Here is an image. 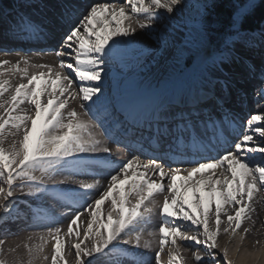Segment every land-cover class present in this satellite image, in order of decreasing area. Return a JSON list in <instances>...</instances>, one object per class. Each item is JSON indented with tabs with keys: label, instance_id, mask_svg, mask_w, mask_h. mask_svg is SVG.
<instances>
[{
	"label": "snow or ice",
	"instance_id": "6c2138e0",
	"mask_svg": "<svg viewBox=\"0 0 264 264\" xmlns=\"http://www.w3.org/2000/svg\"><path fill=\"white\" fill-rule=\"evenodd\" d=\"M223 2L198 0L195 16L185 18L177 14L193 7L190 0H124L120 4L11 0L8 10L0 0V41L19 46L55 41L59 71L55 81L45 83L56 84L61 78L64 82L58 89L64 98L45 103L35 82L52 73V65L31 64L46 72L29 75L25 68L27 83H19L11 91L5 87L7 81H0V109L7 113V117L0 114V231L23 218L18 190L24 197L34 198L24 200V210L29 212L35 200L51 194L71 209L62 214L69 216L68 234L74 233L73 226L84 212L91 217L84 232L91 247L82 249L83 241L73 245L77 264H120L113 253L124 250L113 244L116 239L137 249H150L151 241L141 245L142 233L157 211L161 219L156 264H160L165 244L176 245L177 237L192 242L187 247L196 264H218L212 249L218 247L222 215L228 224L223 231L228 233L234 224L231 230L235 232L251 218L255 194L264 191V111L242 114L247 96L240 86L241 79L255 75L252 55L259 54L264 61V0H229L226 14L220 11ZM130 20L147 35V44L136 36L131 22L125 24ZM39 51L44 49L0 48L4 55L15 52L19 57L15 70H20L21 62L29 65V53ZM130 51L138 53V66L145 76H153L157 82H166L193 62L207 67L208 72L194 92L151 104L134 97L119 112L104 108L101 116L103 81L114 67L125 66ZM6 64L9 61L0 60V67ZM74 84L75 95L70 91ZM151 95L160 92L153 90ZM256 95L264 101V79ZM77 97L88 121L68 107L69 98ZM25 104L31 108H21ZM29 111L35 116L28 115ZM121 112L126 113L123 118ZM96 127L117 147L131 152L129 135L140 147L130 158L114 160L111 148L94 133ZM110 128L120 132L114 135ZM9 135L14 139L6 148ZM145 145L151 154L144 151ZM141 157H146L147 163L141 162ZM218 168L222 169L219 175L215 172ZM88 169L93 170L87 173L94 177L92 182L73 179ZM37 170L39 177L34 174ZM130 170H136L142 179L125 190L118 189L121 176L127 179ZM61 176L66 184L57 183ZM73 184L78 187H71ZM115 192L120 193L119 200ZM156 194H163L162 203L153 199ZM128 197L135 198L134 205ZM109 198L111 211L93 239L89 234L97 213ZM226 205H231V213ZM113 212L117 213L115 219ZM44 227L54 239L52 264H58L63 260L61 229ZM196 245L204 246L203 254ZM223 255L227 259L226 248ZM0 264L5 262L0 260ZM135 264L149 261L138 259ZM168 264H178V258L170 256Z\"/></svg>",
	"mask_w": 264,
	"mask_h": 264
},
{
	"label": "bare ground",
	"instance_id": "6f19581e",
	"mask_svg": "<svg viewBox=\"0 0 264 264\" xmlns=\"http://www.w3.org/2000/svg\"><path fill=\"white\" fill-rule=\"evenodd\" d=\"M81 3H108V4H120L124 0H80ZM11 0H3L2 6L5 10H8ZM181 16L180 13L177 14ZM185 18H190L189 8L186 9ZM131 22L133 27H136V36L140 38L145 44H147L148 37L143 30L139 29L134 20L126 21L125 24ZM58 39V37H57ZM139 42V41H138ZM23 47L25 49L32 47L34 51L44 48V51H39L38 54L29 53L30 64L25 65L23 62L19 64L20 70H15V65L19 57L15 52L4 55L0 53V60H7L9 64L0 67V81H7L5 87L9 90H13L14 86L19 83H27V79L24 78L23 70L26 68L29 75L37 73L40 71H45L44 68L32 67L31 64H49L53 67L52 73H46L44 77L36 81V91L38 93H43L42 100L46 103L47 99H63L60 96L58 89L63 87L64 82L61 81L56 84H46V81H55V72L59 71V60L60 57L55 55L56 51H59V46L55 41L44 42L41 45L36 46H19L13 45L4 41H0V48L3 47ZM45 48H49L47 50ZM259 56L257 54H254ZM138 53L136 51H130L128 57L125 61V66H116L113 68L109 76L103 81L104 84V97L101 101V111L100 115H104V108H107L109 112L113 108L117 109L118 112L122 105L126 104L128 100L132 98H144L145 102L148 104L161 102L171 98L174 95H183L189 92H194L202 86V78L208 72L207 67L198 65L195 63L193 65V71H188L189 68L178 69L173 77L166 82H157L156 78L153 76H145V74L138 67L137 62ZM254 59V58H251ZM259 61V59H257ZM259 66V65H256ZM190 68V69H192ZM9 69H12L9 71ZM198 69V70H196ZM187 70V71H186ZM196 70V71H195ZM186 71V72H185ZM254 76H247L240 81V86L247 96L246 102L243 106V115L247 116L250 113H256L259 111H264V101H261L256 95V91L261 87V81L264 79L262 70H254ZM182 74V77H179ZM63 73L61 74V77ZM246 82L256 83L258 85L257 89L251 91ZM251 83V84H252ZM153 90L160 92V95L153 97L151 93ZM73 95H75L76 87L75 84L72 86ZM8 93H5L7 96ZM67 95V93L65 94ZM69 108H75L78 113H80V119L83 121H88L89 116L84 113V110L80 107V99L69 98ZM21 108H31L30 105H21ZM65 112L67 109L64 110ZM0 114L7 117V113L0 109ZM28 115L35 116L34 111H29ZM121 118H123L126 113H120ZM38 121V126H39ZM108 122L106 121V124ZM97 137L103 142L104 145L108 146L112 150V156L114 160L124 161L131 157V155L136 154L137 149L140 147L135 140L128 137V142L132 145L131 152L125 150L123 147H117L115 144L106 140V138L101 134V129L96 127L93 129ZM110 131L114 135H117L120 130L118 128H110ZM14 139L11 135L5 140L4 146L7 148L9 143ZM141 144L143 141L140 142ZM144 151L151 154V149L147 145L144 146ZM97 155H105L104 153H99ZM141 162L147 163L146 157H141ZM39 171V170H38ZM92 169L85 170V174H81L73 177L75 180H84L87 182L93 181V176L87 173L92 172ZM222 171V169H215L217 175ZM205 173L208 172L207 169L204 170ZM35 174V173H34ZM41 175V172L39 171ZM39 175V176H40ZM107 175V172H105ZM149 178L151 174H149ZM199 178V177H197ZM142 177L136 172V170H130L125 179L121 176V182L117 184V188L120 190H125L128 185L133 181H139ZM64 181V177H58L57 183ZM20 182H16L19 184ZM67 182L64 181V184ZM180 181L177 180V185L180 186ZM64 184L60 186L63 187ZM71 187H78V185H70ZM191 183H187V187L191 188ZM27 192V189H24ZM119 200V192L114 193ZM166 194V193H165ZM17 196H21V216L23 217L18 223L11 224L9 228L0 231V240L4 243L0 244V249L3 252L4 262L6 264H52L51 257L53 255L54 239L53 235L49 233L47 227L44 225H52L53 227H59L61 229L60 242H61V255L63 260L58 261V264H77V258L75 255V249L73 245L76 243H81V248L91 247V239L85 240L84 232L87 230V224L91 219L89 212H84L80 219L77 221V225H74V233L68 234V222L69 216L62 215L64 213H70L71 209L64 204L63 201L53 199L52 195L49 194L47 197L41 200H35L31 204V211L24 210V200H33L34 198L24 197L19 190L16 193ZM131 201V205H134L135 198L128 197ZM153 199L158 203L163 202V194H156ZM190 202H193L191 193L189 192ZM80 203H83L81 201ZM147 203V202H146ZM254 211L251 213V218L243 221L241 227L236 230L240 233V239L235 240V235L231 230L234 224L229 227V232L225 233L223 231L224 227H227V217L222 215V225L221 231L219 232L216 242L218 244L217 248L212 249L216 254V260L222 262V264H227V261H231V264H264V191H258L255 194L253 200ZM50 209H55L51 212ZM226 210L231 213L233 210L231 205H226ZM111 211V199L104 202L101 206L100 212L97 213L96 221L93 225L92 233H90L91 238H95L96 229L107 220V214ZM1 212V209H0ZM32 213H41L40 216H34ZM47 213V215H44ZM103 217V218H102ZM117 217V213L113 212V218ZM160 217L158 211L153 214L152 221L148 227L145 228L142 233L141 245L144 241H151L152 247L150 249H137L133 245H124L121 239H116L113 244L117 245L119 249H123V252H114L113 256L120 261V264H135L138 259H146L149 264H156L155 253L159 250L160 233L158 232ZM40 225V226H37ZM247 228L249 231L245 233L244 229ZM75 231L79 232V236L75 235ZM103 231V229H101ZM152 232V235L148 233ZM11 233V234H9ZM193 233H188L192 235ZM202 239V237H201ZM259 241V243H257ZM192 242L190 240H184L180 237L176 238V245H172L169 241L165 244L164 251L161 253L160 264H168L170 256L178 258V264H196L192 257V250L187 247ZM231 246L229 247V245ZM203 245H196V248L203 254ZM171 248V250H167ZM227 249V259L224 258L223 250ZM42 249V250H41ZM143 252L142 256L138 255L139 252ZM47 257V259H45ZM2 259V258H1ZM86 260L87 257H82Z\"/></svg>",
	"mask_w": 264,
	"mask_h": 264
},
{
	"label": "rangeland",
	"instance_id": "374dc122",
	"mask_svg": "<svg viewBox=\"0 0 264 264\" xmlns=\"http://www.w3.org/2000/svg\"><path fill=\"white\" fill-rule=\"evenodd\" d=\"M198 2V0H190V3L193 5V7L192 8H189V14H190V18H192V17H194L195 16V8H194V5L196 4ZM185 12H186V9L184 10V12L183 13H180L183 17H185ZM257 55H259V54H257ZM251 58H254V59H251V61L255 64V66L256 65H259V66H256L255 67V69L254 70H262V69H264V61H262L261 60V58H260V56H256V55H252V57ZM257 59H259V61L257 60ZM196 62H193L192 64H191V66L187 69L188 71H190V70H192L193 71V65L195 64ZM139 67V66H138ZM190 68H192V69H190ZM184 69V68H183ZM186 70V71H187ZM185 71V72H186ZM179 77H182V74H180V76ZM149 78H150V76H149ZM33 117H34V115H33ZM35 175L36 176H38L39 177V171L37 170L36 172H35ZM17 183L18 182H20L19 180L18 181H16ZM20 192V191H19ZM21 193V192H20ZM30 198V197H29ZM1 212H2V209H1ZM234 233V235H235V240H239L240 239V233H238V232H233ZM241 240V239H240ZM231 246V244L229 245V247ZM167 250H171V248H169V249H167ZM216 255V254H215ZM2 258V259H1ZM0 260H2V261H4V256H3V252H2V250L0 249ZM218 262V264H222V262H220V261H217ZM6 264V263H5Z\"/></svg>",
	"mask_w": 264,
	"mask_h": 264
},
{
	"label": "trees",
	"instance_id": "16d2710c",
	"mask_svg": "<svg viewBox=\"0 0 264 264\" xmlns=\"http://www.w3.org/2000/svg\"><path fill=\"white\" fill-rule=\"evenodd\" d=\"M228 6H229V0H224L223 7L220 9V11L222 13L226 14L227 13Z\"/></svg>",
	"mask_w": 264,
	"mask_h": 264
}]
</instances>
